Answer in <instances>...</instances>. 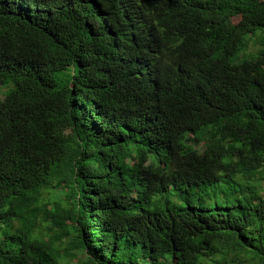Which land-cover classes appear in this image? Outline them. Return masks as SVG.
Instances as JSON below:
<instances>
[{
	"label": "trees",
	"instance_id": "16d2710c",
	"mask_svg": "<svg viewBox=\"0 0 264 264\" xmlns=\"http://www.w3.org/2000/svg\"><path fill=\"white\" fill-rule=\"evenodd\" d=\"M0 86V264H264V0H0Z\"/></svg>",
	"mask_w": 264,
	"mask_h": 264
},
{
	"label": "rangeland",
	"instance_id": "374dc122",
	"mask_svg": "<svg viewBox=\"0 0 264 264\" xmlns=\"http://www.w3.org/2000/svg\"><path fill=\"white\" fill-rule=\"evenodd\" d=\"M235 20V19H233ZM258 33V31H257ZM255 38L252 39V41L250 42L249 44V48L248 50L246 51V53H252L256 50V45L254 44L255 42ZM244 52H240L239 55H242ZM10 86H5V87H1L0 86V97L3 98L5 93L8 91ZM262 194L264 196V182L262 183ZM46 223H43V227L45 228L46 227ZM56 229V231L59 232V235H61L62 237V241L58 242V246L63 249L64 252H75V249L73 248L71 242H69V238L70 236L66 235L65 232H62L60 231V229H57V227H54ZM49 233V232H47ZM76 256L74 257H67V258H63L61 260V264H82L83 262H85L87 260V256L85 253L83 252H80V251H77L76 252Z\"/></svg>",
	"mask_w": 264,
	"mask_h": 264
}]
</instances>
